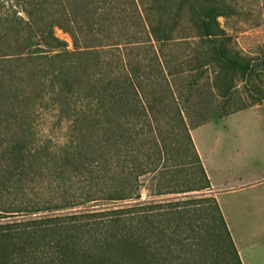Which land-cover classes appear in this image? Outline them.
Here are the masks:
<instances>
[{"label":"trees","instance_id":"1","mask_svg":"<svg viewBox=\"0 0 264 264\" xmlns=\"http://www.w3.org/2000/svg\"><path fill=\"white\" fill-rule=\"evenodd\" d=\"M14 5V10L0 12V197L12 187L34 182L49 168L63 176L70 172L69 180L83 175L85 181L74 191L78 194L63 196L62 204L53 206L35 201L5 206L0 198V264H173L167 255L182 246V236L191 230V215L197 212L213 224L224 259L241 264L214 196L141 201L137 184L145 172L119 168L127 124L121 122L122 109L126 106L133 117L140 94L133 71L123 74L126 65L121 58L114 66L109 64L108 51L119 48L118 36L108 34L109 29L129 23L134 27L138 19L155 38L168 39L186 14L208 48L207 63L218 67L216 81L223 86V98L231 97L235 77L256 90L255 59L229 48V36L218 21L231 11L229 4L225 0H14ZM169 16L167 29L168 24H163ZM55 28L69 35L73 50L54 34ZM257 61L264 69V54ZM25 78L31 83L25 84ZM30 89L36 90V102L53 99L59 120L65 121L55 122L66 126L64 137L55 144L1 139L4 131L27 130L25 115L13 112L14 104L26 110L32 101L26 98ZM255 93L253 103L219 117L262 102L264 92ZM152 113L150 106H143L145 118ZM89 117L99 122H79ZM131 126L126 131L134 141L137 136ZM90 129L101 133L97 140L89 139ZM187 137L201 179L160 194L210 189L189 131ZM207 202L211 207L204 205ZM41 211L57 213L37 215ZM21 212L30 216L1 221L7 217L4 214Z\"/></svg>","mask_w":264,"mask_h":264},{"label":"rangeland","instance_id":"2","mask_svg":"<svg viewBox=\"0 0 264 264\" xmlns=\"http://www.w3.org/2000/svg\"><path fill=\"white\" fill-rule=\"evenodd\" d=\"M225 1L229 4L231 11L226 16L219 17L218 21L229 36L227 45L238 54L255 59L256 90L259 93L264 92V69L258 65L259 61H257V58H261L264 54V0ZM13 6H15L14 0H0V12L14 10L16 7ZM164 22H166L164 26L168 24L164 28H170L171 17L169 16ZM130 24L108 30V34L118 36L119 47L108 49L109 64L121 58L126 65L125 69L121 68L123 74L133 71L140 94V99L135 104L137 108L133 117L128 115L129 110L126 106L122 109L121 122L127 124L123 128L124 137L123 145L119 150L122 154L119 168L126 172L132 168L130 170L134 174L145 172L138 177L137 184L141 201H166L186 196H200L202 193L205 196H213L209 191L160 193L182 190L198 184L201 179L187 137L189 128L219 117L231 108L244 107L253 103L252 95H257L256 90L251 88L249 83H244L240 78L235 77L229 92L231 97L223 98V86L216 81L218 67L215 63H207L205 56L208 48L196 36L197 32L188 22L186 14L182 15L177 28L168 39L155 38L147 26L139 24L138 19L136 26L130 27ZM54 34L67 42L69 50H73L68 34L58 28L54 29ZM24 83L30 84L31 81L25 78ZM36 96L35 89L28 90L26 98L29 102L31 97L32 101L25 111L14 104L13 114L19 116L22 114L26 117L23 121L27 122L25 133L16 128V133L4 131L1 139L26 138L34 139L38 144L48 141L55 144L64 137L66 126L57 125L55 122L65 121L59 120L53 107V99L48 98L47 102L40 103L36 102ZM143 106L152 108V117L149 119L142 114ZM177 109L181 110V115L177 114ZM79 122L99 121L89 117ZM148 122H152L151 126ZM131 123L133 132L137 136L134 137V141L130 140L126 131L127 128L132 127ZM100 134L97 130L90 129L88 136L91 141H94L100 137ZM129 173L127 178L130 177ZM70 174L66 172L63 176L54 168L46 169L34 182L30 181L31 183L23 188L12 187L3 191L0 197L1 202L5 206L15 202L28 204L31 201L38 202L40 205L47 202L52 206L62 204L61 198L78 194L74 191L78 190L81 183L83 185L85 181L83 175L69 180ZM98 203L92 202L90 205ZM117 204H123V202ZM204 205L211 207L208 202ZM51 213L57 212L41 211L37 215ZM4 216L7 217L1 221L26 218L30 215L21 212L4 214ZM203 217L205 215L199 212L191 215L193 221L191 230L182 236L183 241L180 243L182 246L175 248V251L167 255L166 259H172L173 264H181L188 260L190 264H228V262L235 264L232 259L228 262L224 259V253L213 231V224L206 219L203 220ZM36 256L39 257V255Z\"/></svg>","mask_w":264,"mask_h":264},{"label":"crops","instance_id":"3","mask_svg":"<svg viewBox=\"0 0 264 264\" xmlns=\"http://www.w3.org/2000/svg\"><path fill=\"white\" fill-rule=\"evenodd\" d=\"M189 128L241 264H264V99Z\"/></svg>","mask_w":264,"mask_h":264}]
</instances>
